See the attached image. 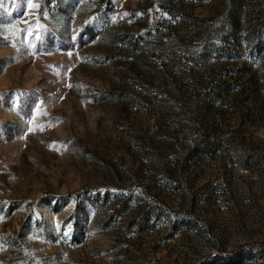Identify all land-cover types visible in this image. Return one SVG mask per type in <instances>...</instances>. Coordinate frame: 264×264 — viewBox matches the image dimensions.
I'll use <instances>...</instances> for the list:
<instances>
[{
	"label": "rangeland",
	"instance_id": "374dc122",
	"mask_svg": "<svg viewBox=\"0 0 264 264\" xmlns=\"http://www.w3.org/2000/svg\"><path fill=\"white\" fill-rule=\"evenodd\" d=\"M250 244L264 0H0V264H264Z\"/></svg>",
	"mask_w": 264,
	"mask_h": 264
},
{
	"label": "trees",
	"instance_id": "16d2710c",
	"mask_svg": "<svg viewBox=\"0 0 264 264\" xmlns=\"http://www.w3.org/2000/svg\"><path fill=\"white\" fill-rule=\"evenodd\" d=\"M208 146L206 145V144H204V143H200V144H198L196 147H195V153L193 154V156H194V158L196 157H202L203 156V153H204V151H206L205 149L207 148ZM212 155V154H211ZM98 196V197H97ZM99 196L100 195H96L95 197H97V198H95V200H97V202H96V204H95V207L97 208V209H99V208H103V206L105 205V204H107L108 203V200H110V196H111V194H106V196H103L102 198H103V200H104V202H100L99 201ZM124 195H120L119 193H114V197H118V198H121V197H123ZM77 199H80V197H77ZM95 200H93V204H94V202H95ZM100 203V204H99ZM129 200H127L126 202L124 201V203L121 205V207L120 208H115L114 210H113V212H114V216L115 215H121V214H123L126 210H127V207H128V205H129ZM145 213H146V218H150L151 216H154V215H156V212H155V210H154V208H152V207H150L149 209H146V211H145ZM112 215V214H111ZM113 216V215H112ZM111 216V217H112ZM248 249H255V250H258V251H260V252H263L264 253V245H258V244H250V245H248ZM234 253H238L237 251L236 252H234ZM224 263H226V264H232L233 262H231V261H223Z\"/></svg>",
	"mask_w": 264,
	"mask_h": 264
}]
</instances>
